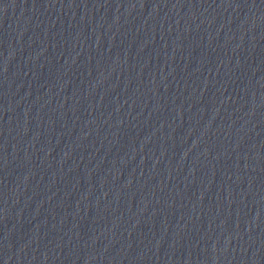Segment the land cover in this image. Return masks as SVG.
<instances>
[{
	"label": "water",
	"instance_id": "obj_1",
	"mask_svg": "<svg viewBox=\"0 0 264 264\" xmlns=\"http://www.w3.org/2000/svg\"><path fill=\"white\" fill-rule=\"evenodd\" d=\"M0 264H264V0H0Z\"/></svg>",
	"mask_w": 264,
	"mask_h": 264
}]
</instances>
